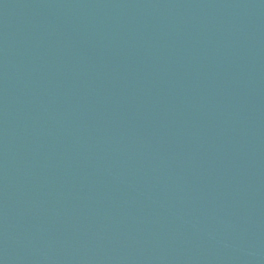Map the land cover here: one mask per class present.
<instances>
[{
    "label": "water",
    "instance_id": "1",
    "mask_svg": "<svg viewBox=\"0 0 264 264\" xmlns=\"http://www.w3.org/2000/svg\"><path fill=\"white\" fill-rule=\"evenodd\" d=\"M0 264H264V0H0Z\"/></svg>",
    "mask_w": 264,
    "mask_h": 264
}]
</instances>
